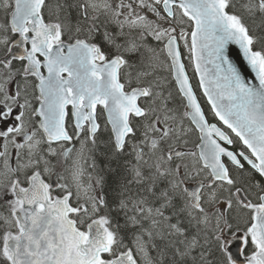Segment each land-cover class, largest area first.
<instances>
[{"label": "snow or ice", "instance_id": "snow-or-ice-1", "mask_svg": "<svg viewBox=\"0 0 264 264\" xmlns=\"http://www.w3.org/2000/svg\"><path fill=\"white\" fill-rule=\"evenodd\" d=\"M0 264H264V0H0Z\"/></svg>", "mask_w": 264, "mask_h": 264}]
</instances>
